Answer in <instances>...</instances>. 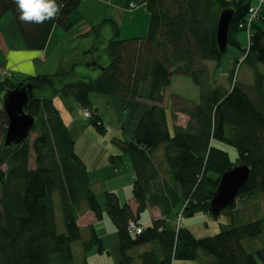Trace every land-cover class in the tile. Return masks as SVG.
Here are the masks:
<instances>
[{
	"label": "trees",
	"instance_id": "obj_1",
	"mask_svg": "<svg viewBox=\"0 0 264 264\" xmlns=\"http://www.w3.org/2000/svg\"><path fill=\"white\" fill-rule=\"evenodd\" d=\"M82 1L56 0L58 17L37 24L19 20L14 0H0V33L1 21L12 13L26 48L43 51L55 26L66 32L74 28L71 17ZM144 1L150 13L149 31L144 37L122 38L119 24L105 18L72 41L73 47H82L83 54L93 58L71 63L75 80H67L71 72L64 62L55 75L0 77L1 95L21 82L32 84L34 97L25 112L36 117L28 139L6 146L9 117L0 106V264H87L75 262L74 244L83 240L84 252L94 248L105 252L104 240L95 226H89L90 233L86 234L79 216L89 210L102 221L104 207L118 231L121 261L117 264L197 261L203 253L213 256L215 264H264V216L236 223L243 212L237 207L239 201L248 204L264 196V7L251 26L250 44L245 47L239 35L248 31V15L256 0ZM229 8L235 14L229 46L223 52L218 48L217 27L220 14ZM107 25L112 37L104 47L105 59L99 63L96 55L101 48L90 39L93 34L100 36ZM231 48L241 53L242 62L232 68L229 85L217 84L211 62L220 68ZM240 62V68L246 64L254 74L253 82L240 80ZM0 67H5L1 58ZM177 75L193 78L201 90V101L196 103L171 92L172 132L165 102ZM93 93L152 103L140 117L134 139L117 141L133 163L136 210L113 191L105 193L102 206L91 186L89 167L78 154L76 139L55 102L56 97L73 98L82 112L84 108L92 112L88 119L106 133L101 115L91 109ZM180 114L189 118L185 126L178 124ZM217 142L238 150L236 162ZM109 159L120 166L122 155ZM236 165H248L251 173L237 202L222 212L231 222L222 225L217 235L202 239L187 226L177 230L168 224L181 200L176 185L181 189L185 218L210 214V201L220 178ZM165 170L175 186L162 178ZM56 194L64 233L58 231ZM152 205L161 208L163 218L143 226L141 215ZM132 221L144 228L141 234L131 233ZM258 239H262L259 247L253 243ZM145 246L149 249L143 250Z\"/></svg>",
	"mask_w": 264,
	"mask_h": 264
},
{
	"label": "rangeland",
	"instance_id": "obj_2",
	"mask_svg": "<svg viewBox=\"0 0 264 264\" xmlns=\"http://www.w3.org/2000/svg\"><path fill=\"white\" fill-rule=\"evenodd\" d=\"M128 8L125 10V18H124V28L122 34V38H130L133 37L134 34L140 27V24L145 23V27L143 28V33H147L149 31L150 27V13L147 11L146 7L142 8L143 1L142 0H129ZM255 3H258L256 0ZM146 12V13H145ZM144 15H148V18L143 17ZM10 17H13L12 13H9V16L6 17L5 21H8L11 19ZM5 18V17H4ZM104 20V17L101 19V22ZM146 20V21H145ZM145 21V22H144ZM100 22V23H101ZM98 23V24H100ZM147 23V26H146ZM4 25V23H3ZM139 25V26H138ZM142 28H140L141 31ZM145 29V30H144ZM139 34V33H136ZM112 37V30L111 26L107 25L105 26L100 36L92 35L90 42L95 44V46H98L101 48V51L98 55H96L97 61L99 63H103L104 56L106 55V52L104 50V47H106V43L109 41V39ZM75 43L69 42V44H63V48L61 47L58 53H55L52 58L47 62H40L39 70H41L39 75L46 74V75H55L59 72L60 64L64 62V64L69 67L70 70L68 72H71V76H68L67 80H75L74 77V69L71 68V63L73 62H80L84 63L86 60H92L93 58L86 56L82 52V47H73ZM89 45V44H88ZM232 48L229 50L232 52ZM230 52V53H231ZM230 55V54H229ZM229 57V56H228ZM228 59L226 58L225 63H228ZM241 61V60H239ZM242 62V61H241ZM241 62L238 64L237 69L240 72V80L253 82L254 81V74L251 76V80H249V68L246 66V64H243L241 67ZM78 66L77 68H80ZM218 71V80L219 83H223L226 85H229L228 80L225 76L226 73H223L221 70V73ZM38 75V76H39ZM20 78H23L19 76ZM170 90H172V93L177 95H182L186 97L187 99H191L196 103H200L201 101V90L198 85L195 84L193 78L191 76H184V75H177L173 77L172 85L170 87ZM6 94L2 96V99L4 98ZM64 99L63 102H65L66 107L62 105V102L60 100H57L59 103L58 105L63 107V112L70 115V124H72L71 131L73 133V136L76 139L77 144V150L81 155L84 156V158L89 162L90 164L95 163L97 166H101L102 168H105L107 164H113L110 162V157L112 155H118L122 154L126 157L129 155L122 152L119 143L117 141L121 140H128L133 134L132 128L134 126V116L136 117L140 112V107L143 105H139L138 109L139 111H135V109L132 108L131 105H128L126 102H124L125 99H122L120 97H111L106 94H100V93H93L91 96L92 104L91 109L94 110L95 107H98V111L102 115L103 121H105L106 126V133L100 132L96 126H94L91 122V119H87L83 117V112L80 106L77 104L78 102L75 101L71 97H62ZM66 98L74 101L76 104V107L73 108L71 106V101H66ZM128 100V99H126ZM70 102V103H69ZM77 102V103H76ZM131 103V102H130ZM166 103V102H165ZM132 104V103H131ZM0 105H3L1 103L0 99ZM75 106V105H74ZM138 121V120H137ZM36 135L32 134V138H35ZM216 144L219 145V147L223 148L224 150H227L230 154V158L233 162H236L238 159V150L227 145L223 144L221 142H217ZM94 156L92 159L91 157ZM95 159H97L95 161ZM34 166V157L31 161V167ZM96 166V168H98ZM125 172L124 170H121V172ZM131 177L130 174H125L123 179L124 182L119 180H113L115 183L121 186L122 183V190L126 192V196L129 199H126L127 201L130 200V197L133 198V186L134 184L128 183L127 179ZM118 179V178H116ZM113 183V182H112ZM103 184L98 186L96 188V193H98L97 197L99 198L100 202L102 203V206L104 207L106 197H105V191L109 188H114L115 185H109ZM130 196V197H129ZM56 199V210H57V220H58V231L61 233L65 232V225L63 220V214L60 209V199L58 195H55ZM126 202V201H125ZM237 207L243 210V212L239 213V216L236 218V223L239 224L241 222L246 223L250 222V220H257L264 216V196H260L258 199L249 201L248 204H245L244 201H239L237 204ZM149 214L145 212L142 213L141 216L142 223L145 224L146 220L150 218L148 216ZM186 220V218H185ZM184 220V223H185ZM231 222V217L226 214H221L217 219L212 216L211 214H197L196 217L188 219L187 225L190 226L193 233L198 238H207L208 236H214L217 235L218 232L221 230L222 225H228ZM102 225L99 227L100 233L105 237L106 245H105V252L98 251V248H94L90 251V253H86L83 251V240H79V242L75 243L73 246V252H75V262H86L87 264H117L121 261V250H120V243L118 239V231L117 228L111 218H109L106 207H104V219L102 220ZM183 223V224H184ZM184 226V225H183ZM85 230V229H84ZM90 231L88 232V234ZM85 234V232H84ZM87 234V232H86ZM85 234V235H86ZM255 246L259 247L262 245V239H258L255 242H253ZM201 257V263L202 264H208L207 260L214 259L215 258L211 255H206V253H203ZM173 264H196L193 260H179L176 259V261L173 262Z\"/></svg>",
	"mask_w": 264,
	"mask_h": 264
},
{
	"label": "crops",
	"instance_id": "obj_3",
	"mask_svg": "<svg viewBox=\"0 0 264 264\" xmlns=\"http://www.w3.org/2000/svg\"><path fill=\"white\" fill-rule=\"evenodd\" d=\"M128 1L129 0H83L81 3L82 5L79 7V9L77 11H75L72 14V17H71L72 21H73L74 28L72 30H70L69 32H66L61 27L55 26V28H54L51 36H50V40L48 42V45L45 48V50H43V51H32V50L27 49L26 45H25V41H24V39H22L20 29L18 28L15 19L13 17H10L11 19L4 22L3 20H5L6 17L9 16V14L5 15L4 16L5 18L1 21L2 32L0 33V58L4 62L5 67H0V77L2 79H4V78H6V76L15 75V76H21V77L26 79L28 77L38 76L41 72V70H39V66H40L39 63L41 61L44 63H47L55 53L59 52L61 47L63 48V46H62L63 44L67 45V44H69V42H72L76 37L80 36V34H83L87 31H89L93 26L100 23L101 19L103 17H104V19L105 18H113L116 21V23L119 24L120 29H121V33H122L123 28H124L123 23H124V18H125V10L129 9L128 5H127L129 3ZM142 1H143L142 8L146 7V2L144 0H142ZM257 4L258 3H255L254 5H257ZM144 17L148 18V15H144L141 18H143V20H144ZM3 23H4V25H3ZM146 26H147V23H146ZM139 27L142 28L141 31H140V28L137 30L139 32H136V33H139V34L135 33L134 36L130 37V38L144 37L145 35H147V33H143V32H145V31H143V28L145 27V23H144V25L140 24ZM239 40H241L242 44L245 47H247L250 44V34L248 33V31L241 32V34L239 35ZM230 52L231 51H229L228 54L224 57V59L222 61L223 63H222L220 68H217V65L214 62H211L212 69H213L214 81L217 84H222V83H219V80H218L219 79L218 78V71H220L219 73H221V70H222L223 73H226L225 76L228 80V76L231 73L232 68H234L236 62H239V60H242V55L239 51L233 49L232 52L231 53ZM226 58H229L227 64L225 63ZM248 72H249V76H250L249 80H251L252 71H248ZM171 92H172V90L169 89L168 93L166 95L167 100L165 103V107L168 108V114H169L170 125H171L170 129H172V132H174L173 121L171 118V107H170V105H171V97H170ZM2 96L3 95L0 94V99L2 98ZM62 99H64V98H62V96L56 97L55 102L63 114L65 123H67V125L69 126L70 131H71L70 126L72 124L69 123L71 120L70 115L68 116L67 114H65V112H63V107L61 105L59 106L58 105L59 103L57 102V100H60V102H62V105L64 107H66L65 102H63ZM66 101H71V100L66 98ZM71 102H73V103H71L72 110H73V108L76 107V104L74 103V101H71ZM124 102H126L128 105H131L132 108L135 109V111H137V110L139 111V109H138L139 105L143 104L140 107L141 110H140L139 114L136 117L135 116L133 117L134 118V126L132 128L133 134L129 139V140H133L134 136H135V132H136L135 130L137 128L140 117L145 112H147L148 109H150L152 103L149 100H142V101H137V102H133L130 100H124ZM77 104L82 109V106L79 103H77ZM95 109H97V111H98V107H95ZM98 113L100 114L99 111H98ZM101 117H102V115H101ZM179 118H180V122L178 124L180 126L181 125L185 126L186 123L188 122V119H189L184 114H180ZM71 133H72V131H71ZM77 152L82 157V159L84 160L86 165H88V167H89L90 183H91V186H92L96 196H98L97 195L98 193H96V188H98V186L103 185L105 183L107 184L106 186H108V184L109 185L110 184L115 185L114 188L109 189L110 188L109 187L105 191V193L109 192V191H113L121 198L123 203H128L130 206L133 207L134 210L137 209L138 206L136 205L134 196H133V198L129 196L130 200L127 201L126 199H129V198L126 196V192H124V190H122V188H121L122 183L124 182L123 177L125 174H128V175L130 174V176H131L127 179L129 184L130 183L133 184V182L135 181V178H136V174H135L134 168H133V163H131L129 156L126 157V156L121 154L122 159L119 163V164H121L120 166H115V165L112 166L111 164H107V166L105 168H102L101 166L100 167L97 166L95 163L89 165V162H87V160L84 158V156L81 155L78 150H77ZM93 157L94 156H92L91 159ZM96 160L97 159H95V161ZM96 166L98 168H96ZM124 169H125V172L124 171L121 172V170H124ZM116 178H118V179H116ZM162 178H166V180L172 186H175V183H173L171 181V174H170V172H168V170H165V173H164ZM119 179H120V181H122L121 186L113 181V180H119ZM162 181H163V179H161L160 182L162 183ZM175 187H176V191L178 193V196L181 200L178 203L179 204L178 207L174 208L173 212L170 214V216L168 218V224L170 226H173V227L177 226L176 225L177 213L182 211V208L184 206V200L182 198L180 186L176 185ZM146 213L149 214L148 216H150V218L148 220H146L145 224H143L142 221L140 220V223L143 226H148L153 222V220L163 218L162 210L157 205H152L146 211ZM142 217H141V219H142ZM187 220L188 219L186 218L185 223L183 222L184 224H182V225L190 228V226L187 225ZM101 222L102 221L98 222L97 218H95V215L89 210L79 216V224H80L82 230L85 229L84 231H86L88 233L89 232V230H88L89 226H91V225L95 226L99 235L104 240V247H105L106 240L104 239L105 237L100 233V229H99V227L102 225ZM144 249H149V246L143 247V250ZM200 259L195 261L196 264H202ZM207 263L208 264H215L214 260L211 258L209 260H207Z\"/></svg>",
	"mask_w": 264,
	"mask_h": 264
},
{
	"label": "water",
	"instance_id": "obj_4",
	"mask_svg": "<svg viewBox=\"0 0 264 264\" xmlns=\"http://www.w3.org/2000/svg\"><path fill=\"white\" fill-rule=\"evenodd\" d=\"M234 14V9L229 8L219 16L217 41L220 51L225 52L229 46V28ZM5 94L2 104L6 115L9 117L5 145L10 146L20 144L28 139L36 125V117L25 112V106L34 97L33 86L29 82H21L17 88L9 90ZM250 173L251 168L248 165H236L222 175L216 193L210 201L209 213L212 216L217 219L224 210L237 202L240 189L248 182Z\"/></svg>",
	"mask_w": 264,
	"mask_h": 264
},
{
	"label": "clouds",
	"instance_id": "obj_5",
	"mask_svg": "<svg viewBox=\"0 0 264 264\" xmlns=\"http://www.w3.org/2000/svg\"><path fill=\"white\" fill-rule=\"evenodd\" d=\"M23 23H43L55 19L60 13L56 0H14Z\"/></svg>",
	"mask_w": 264,
	"mask_h": 264
},
{
	"label": "built area",
	"instance_id": "obj_6",
	"mask_svg": "<svg viewBox=\"0 0 264 264\" xmlns=\"http://www.w3.org/2000/svg\"><path fill=\"white\" fill-rule=\"evenodd\" d=\"M264 7V0H258L257 5L251 6L249 15H248V22H247V29L248 33H251V26L252 24L259 19V13L261 12V9ZM92 116V112L88 108L83 109V117L90 118ZM185 220V216L182 211L177 213V221H176V228L179 230V228L182 226L183 222ZM131 233H138L141 234L143 232V227L139 226L136 222L132 221V223L129 226Z\"/></svg>",
	"mask_w": 264,
	"mask_h": 264
}]
</instances>
